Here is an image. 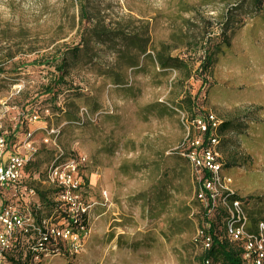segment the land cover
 I'll return each mask as SVG.
<instances>
[{"label":"rangeland","instance_id":"374dc122","mask_svg":"<svg viewBox=\"0 0 264 264\" xmlns=\"http://www.w3.org/2000/svg\"><path fill=\"white\" fill-rule=\"evenodd\" d=\"M85 2L93 15L107 21L131 18L135 27L148 23L153 42L187 44L174 55L188 63L190 78L183 90L196 100L191 113L175 108L169 102L172 83L185 75L156 74L148 65L145 72H127L130 89L113 85L115 72H100L111 66L110 50L93 64L83 55L57 82L47 63L58 47L78 44L77 10L70 8V0H0V134L17 153H26L27 141L32 144L27 183L52 200L53 190L43 182L55 148L44 144L45 138L56 137L64 156L88 159L84 177L87 201L94 204L91 235L79 255L46 264H200L191 167L179 158L188 128L197 136L190 124L194 116L231 122L220 133L223 174L240 197L249 198L252 215L260 212L252 203L264 210V1ZM29 50L34 52L29 55ZM10 54L14 58L5 65ZM205 55L213 64L203 74L198 68ZM47 86L55 97L46 93ZM134 166L143 169L135 172ZM175 166L181 180L168 175L172 185L162 194L166 212L151 220L147 215L156 198L149 189L157 167L165 172ZM181 201L189 205L191 221L176 233L167 221L179 218Z\"/></svg>","mask_w":264,"mask_h":264},{"label":"built area","instance_id":"2783aa9c","mask_svg":"<svg viewBox=\"0 0 264 264\" xmlns=\"http://www.w3.org/2000/svg\"><path fill=\"white\" fill-rule=\"evenodd\" d=\"M32 120L36 117L26 121ZM190 124L197 136H191L188 128L182 144L186 150L181 156L191 167L194 200L198 204L194 244L202 252L211 249V224L220 217L221 235L236 245L240 260L244 264H264V216L251 222L249 202L238 195L231 179L223 174L225 162L217 133L220 122L212 115H199ZM55 138L44 139V144L51 143L55 148L43 182L53 190L50 202L56 207L50 213L44 209L38 191L26 181V170L35 151L32 144L27 141L26 153H17L0 134V264H12L9 257H20L17 260L22 264L73 258L91 235L90 212L94 204L87 201L84 177L88 159L81 154L64 156ZM204 264L214 263L206 259Z\"/></svg>","mask_w":264,"mask_h":264},{"label":"trees","instance_id":"16d2710c","mask_svg":"<svg viewBox=\"0 0 264 264\" xmlns=\"http://www.w3.org/2000/svg\"><path fill=\"white\" fill-rule=\"evenodd\" d=\"M259 1V3H262L264 0ZM69 6L70 8L77 10L76 25L78 27L77 34L79 42L72 47H58L57 51L51 55L52 61L47 63V65L53 67V70L57 73V82L63 81L68 72L74 70L73 67L83 55L88 58L87 63L93 64L97 63L96 61H98V59H100L106 51L110 50L111 66L106 67V69L100 72L105 76L111 74V72H115V74L110 76V78L112 84L117 87L130 89V87H127V72H145L147 65L150 67L152 72L156 71L158 72L156 74L160 75H166L170 70L183 72V75H185L183 81L180 82V80H176L172 83L173 90H171V99H169V102L175 108L191 113V109L194 107L196 98L192 97L188 92L183 90V82L190 78V75L187 74L190 72V69L185 59L174 55V51L180 49L181 47L187 49V44L183 43L181 46H175L170 44L169 41L165 42L160 40L158 42H153L150 36V27L148 23L143 24L141 22H137L139 26L135 27L136 22L131 18H119L116 21H107L104 17L100 18L93 15L88 10L85 0H70ZM75 14L76 13H72L70 15V20L73 24H75L76 20ZM226 20H228V17ZM171 38H175V40L178 39V37L174 35H171L170 39ZM226 45H229L228 41H226ZM33 52L34 50H29L27 53L30 55ZM13 58L14 56L10 54L6 57L4 64L6 65L10 63ZM4 64H1V67H3ZM212 64V58L205 55L203 60L200 61L198 69L201 73L205 74ZM114 68H117V70L114 71ZM0 72H4V70L0 69ZM204 81L205 80L203 79V82ZM46 93L51 94L52 97L56 96L50 86H47ZM155 108H157V104L148 106L147 110L151 109L152 111ZM72 120H75V118H72ZM191 120H193V118ZM230 125V121L222 122L217 130L218 135L220 136L221 132L227 131V129L230 128ZM161 154H163V151ZM179 158L187 162L184 157ZM224 166H226V164ZM142 169L143 167L139 168L134 166L135 172ZM170 173H172L173 176L172 180L180 182L181 178L179 176L180 174L177 170V166L173 167L171 171L165 172L161 170V167H157V178L149 189V194L156 198L154 208L150 209V212L147 215L151 220L159 217L161 218L166 212L167 202L166 198H164L162 194L165 193L167 186L171 187L172 185V180H169L168 178ZM38 194L44 204V209L51 213L54 210V207H56V204L51 203L49 198H43L41 192L38 191ZM49 196H51V193ZM149 196L147 198H149ZM161 196L163 197V200ZM245 199L248 201L249 198ZM194 202L196 204L195 208H197L198 204L195 200ZM248 202L250 204V201ZM251 205L252 209L257 208L260 211L258 214L252 215L249 209V217L251 222L254 223L256 222V219L264 216V210H262L263 206H258L254 203ZM190 213L191 210L189 205L185 201H181L180 209L178 210L179 218L171 219L170 221H167V223L174 229V232L180 233L184 222L186 224L191 221V219L188 218ZM192 218L193 221L196 222L197 226V220L195 217ZM222 232L223 228L221 226V220L220 217H218L212 222L210 228V233L212 234L211 249L206 252H202V255L198 257L200 264H204L206 259L211 260L214 264H244L239 258L236 245L228 239H224L221 235ZM19 258L9 257L8 261L12 264H22L17 260Z\"/></svg>","mask_w":264,"mask_h":264}]
</instances>
